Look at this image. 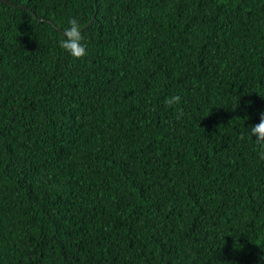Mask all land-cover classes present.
I'll list each match as a JSON object with an SVG mask.
<instances>
[{"label": "trees", "instance_id": "1", "mask_svg": "<svg viewBox=\"0 0 264 264\" xmlns=\"http://www.w3.org/2000/svg\"><path fill=\"white\" fill-rule=\"evenodd\" d=\"M261 114L264 0H0V264H264Z\"/></svg>", "mask_w": 264, "mask_h": 264}, {"label": "clouds", "instance_id": "2", "mask_svg": "<svg viewBox=\"0 0 264 264\" xmlns=\"http://www.w3.org/2000/svg\"><path fill=\"white\" fill-rule=\"evenodd\" d=\"M69 27L63 32V38L60 40V46L66 50L72 57L81 59L87 55V49L82 43L84 37L81 31V24L76 18H70ZM181 101L179 95H173L166 99L165 103L168 106L178 105ZM183 115L181 110L177 119H180ZM250 137H255L256 144L260 146V156L264 159V114H261L258 124H254L250 127ZM244 137L241 136V139Z\"/></svg>", "mask_w": 264, "mask_h": 264}]
</instances>
